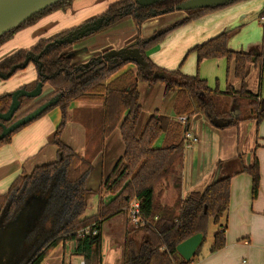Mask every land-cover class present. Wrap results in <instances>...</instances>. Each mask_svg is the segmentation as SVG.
<instances>
[{"label":"trees","instance_id":"obj_1","mask_svg":"<svg viewBox=\"0 0 264 264\" xmlns=\"http://www.w3.org/2000/svg\"><path fill=\"white\" fill-rule=\"evenodd\" d=\"M74 1L62 0L31 17L18 28L0 37V46L16 32L34 25L46 15L66 11ZM183 1L185 0H163L150 8L131 10L129 15L121 18L118 17L119 13L134 9L130 0L113 3L106 10L105 14L115 16V21L99 32L131 19L137 31V47L146 61L144 69L135 66L109 82L108 80L128 63L118 60L115 63L92 65L82 72H75L68 55L81 40L55 46L41 55L40 73L43 77L60 71L53 78L46 80L53 93L18 117L28 114L50 98L59 96L57 104L41 115L59 107L62 118L49 139L57 148L55 161L37 166L29 174L21 173L13 180L8 190L0 195V224L13 222L30 198L40 197L44 202L31 231L24 238L15 264H40L46 255L64 240L75 241V254L83 258L84 264H101L102 224L119 214L126 216L129 222L128 212L133 201L138 202V213L143 223L130 225L125 232L122 264H192L200 256L202 244L190 261H185L177 253L176 247L199 233L203 235L204 242L210 222L217 229L208 253H215L224 248L231 176L219 177L204 190L190 192L184 198L178 194L172 206L161 205L154 190L159 182L172 177L173 187L179 193L180 178L176 175V169L182 161L185 148L183 136L189 130L192 116L201 114L208 121L216 118L222 123L220 128L236 127L240 122L247 120H255L258 124L264 118V98L259 91L253 94L245 87L248 65H253L258 70L259 87L264 79V3L258 15L262 28L259 45L248 51H232L228 48V42L233 31H227L196 45L190 51L196 55L198 63L205 59H225L227 74L230 65H233L232 76L240 83V88L235 90L232 85L227 84L225 91L220 92L216 87L210 89L207 82L197 74L188 76L179 68L166 71L156 67L145 55L146 50L160 43L168 32L218 9L188 11L182 22L160 35L149 40L139 38L140 26L152 17L151 11H156L157 14L164 10L168 12ZM50 41L52 39L41 40L31 49L20 50L5 58L0 62V72L7 73L12 66L22 63L29 52L39 54ZM155 72L163 73L167 78L153 79ZM39 80L40 77L27 86V89L34 88ZM140 83H162L165 94L174 91L175 116L186 117L184 124L179 121L168 124L160 147L155 146L163 132L157 111L150 114L137 131L142 114L138 92ZM75 100L101 102L102 138L118 129L124 146L123 155L99 186L97 212L91 217H85L87 180L92 171L91 164L79 157L60 139L68 104ZM30 101L21 99L20 109ZM10 102V94L0 95V113L8 110ZM13 133L3 138L0 146L8 143ZM241 172L250 176L252 198H255L260 181L257 160L254 158L252 165L244 166ZM103 195H108L109 199H103ZM86 228H89L88 234L83 232ZM93 231H96L95 235H92Z\"/></svg>","mask_w":264,"mask_h":264},{"label":"crops","instance_id":"obj_2","mask_svg":"<svg viewBox=\"0 0 264 264\" xmlns=\"http://www.w3.org/2000/svg\"><path fill=\"white\" fill-rule=\"evenodd\" d=\"M116 1L118 0H75L66 11L46 15L34 25L16 32L0 46V62L17 51L29 49L41 40L55 38L64 31L74 29L102 15ZM263 3L264 0H239L218 8L186 25L183 24L186 27L176 30L167 41L162 40L146 50L145 55L156 67L172 71L180 69L189 54L185 61L188 65L180 71L188 76L197 74L207 82L210 89L215 88L212 87L213 80L218 81L220 68L224 67L226 85L230 84L238 90L240 83L232 76V64L227 74L226 60L205 59L198 63L196 55L190 51L196 45L227 31H233L228 42V48L232 51H248L259 45L262 28L258 15ZM184 16L183 13H171L156 18L141 30L140 35L147 37L155 29L173 24ZM133 29L132 20L127 19L110 29L81 40L73 47L78 52L72 63H82L92 54L95 55L105 49L119 48L133 41L136 37ZM182 31H186L187 35L181 39L176 37ZM170 39L173 40L169 42ZM178 41L181 43H176ZM194 62L195 69L192 67L189 70V64ZM134 68V64L128 63L108 82ZM258 74L253 65H248L245 87L251 93L256 94L259 91L261 95L262 86L259 87ZM36 79V67L30 63L8 80L0 79V95L30 86ZM216 88L220 92L225 91L217 86ZM138 92L142 114L137 131L145 119L157 111L163 132L155 146L160 147L168 124L178 121L179 118L173 111L175 93L171 91L165 94L162 83L153 85L140 83ZM61 118L60 108L54 107L14 132L9 142L0 146V195L8 190L13 180L21 173L29 174L35 167L55 161L57 148L49 139L59 126ZM101 119V102L72 101L68 104L66 122L60 136L65 145L88 161L92 167L87 180L85 217L96 214L99 186L124 152L118 129L102 138ZM189 131L198 140L184 148L181 164L176 169V175L180 178V191L177 193L173 187L172 177L159 182L154 191L160 204L172 206L178 194L184 198L190 192L204 190L216 177L218 179L231 176L225 246L211 254L208 253V249L204 250L192 264H241L242 261H245V264H264V118L258 124L255 120H247L240 122L236 127L216 128L203 115L198 114L191 117ZM254 158L258 163L260 181L257 195L252 198L251 178L241 170L244 166H251ZM101 197L109 199L108 195ZM41 202L43 200L40 197L30 198L14 225L8 227V224H0V264H15L21 244L20 235L33 222L34 214L39 210ZM129 226L123 214L102 224L101 264H122L123 241ZM75 248L74 240H64L53 248L40 264H81L83 258L75 254Z\"/></svg>","mask_w":264,"mask_h":264},{"label":"water","instance_id":"obj_3","mask_svg":"<svg viewBox=\"0 0 264 264\" xmlns=\"http://www.w3.org/2000/svg\"><path fill=\"white\" fill-rule=\"evenodd\" d=\"M60 1L62 0H0V37L18 28L24 22L29 20L31 17L39 14L40 12L57 4ZM119 1H122V0H118L116 2H119ZM130 1L134 4L133 11H135L136 9L153 7L154 5L158 4L159 2L163 0H130ZM236 1H239V0H185L175 5L174 7H172L170 11L168 12L164 10L160 14H157L156 11H151L152 17L150 19H147V21L145 20L146 22L144 21L140 26L139 38L142 40H149V39L154 38L156 35H160L162 32L166 31L168 28L182 22L186 18V12L188 11L206 9V8H220V7L230 5ZM105 12L98 17H95L93 19H90L89 21H86L82 25L74 29H71L70 31L67 30L68 32L60 37L56 36L55 38H52V41H50V43H48L39 54L35 55L31 52L27 53L24 61L20 64L12 66L7 73L0 72V79L8 80L17 71L24 70L31 63L36 67L37 78L40 77V80L37 82L34 88L27 89V86H24L10 93L11 102H10L9 108L6 112L0 113V129H1L0 141L6 136L16 131L17 129H19L20 127L37 119L49 107L56 105L59 100V96H54L50 98L48 101L42 103L40 106H38L33 111L14 120L22 112H24L31 106L41 102L42 100H44L45 98H47L53 93V89L46 83V80L53 78L55 74H58L60 71H58L57 73L51 76L43 77L40 73L41 55L47 52L50 48H53L55 46L64 45V44H72L79 40H83L85 38H88L92 35L97 34L103 28L109 26L111 23L114 22L115 16L107 15L105 14ZM130 12L131 10L129 9L128 11H125V13H119L118 16L119 18H121L122 14L123 16H126V15H129ZM171 13H183L185 14V16L184 18L180 19L179 21L173 24H170L166 27H160L158 29H155L151 33V35L147 37H142L140 35L141 30L143 28H146L150 24V22H154L156 18H159L164 15H168ZM133 30H134V35L136 36L137 31H136L135 26ZM137 44H138L137 41L134 39L133 41L126 43L122 47L105 49L95 55L92 54L88 56L87 58H85L84 61L79 64L72 63V59L76 56L78 52L74 50V48L72 50V53H70L68 57L71 59V65L74 68L75 72L76 71L82 72L88 69L92 65H100L102 63H105V64L115 63L118 60H120L121 62L134 64L138 68L144 69L146 67V61L144 59V56L140 52V49L137 47ZM29 49H26V50H29ZM152 78L153 79H163L167 77L163 73L155 72L152 75ZM261 86H262L261 97L264 98V79L262 81ZM23 98L30 99L31 101L29 102L27 106L22 107L20 109L21 99ZM210 123L216 128H220L222 126V123L216 118L210 120ZM216 180H217V177L214 179V182ZM43 204L44 202H41L39 210L36 213L33 211L35 213L33 222L26 229V231L20 235L21 244H20L17 254L19 253L23 245L24 238L31 231L35 223V219L37 215L39 214L40 210L42 209ZM24 209L25 208L21 210L20 214L13 222L8 223V227L10 225H14V223L19 219V217L23 213ZM202 242H203V235L200 233L195 234L189 237L188 239H186L185 241H183L182 243H180L179 245H177L176 251L185 261H190L194 257L195 252L200 247Z\"/></svg>","mask_w":264,"mask_h":264},{"label":"rangeland","instance_id":"obj_4","mask_svg":"<svg viewBox=\"0 0 264 264\" xmlns=\"http://www.w3.org/2000/svg\"><path fill=\"white\" fill-rule=\"evenodd\" d=\"M177 14V13H176ZM178 15H180V14H178ZM184 25H186V24H184ZM184 25H180V26H178V27H176L175 29H173L172 31H170V32H168L164 37H163V40L164 41H167L170 37H171V34L172 33H174L176 30H178L179 28H181V27H183ZM184 27H186V26H184ZM182 29V28H181ZM187 35V33H186V31H182V32H180L179 34H178V36H176V37H179L180 39L181 38H184L185 36ZM173 39H170L169 40V42L170 41H172ZM176 43H181L180 41H178V42H176ZM170 47H172V45H170ZM184 54V53H183ZM188 56H190L189 54L187 55V57H186V59H185V61L187 60V58H188ZM183 57H184V55H183ZM218 59H222V60H225V59H223V58H218ZM209 60V59H208ZM181 61V60H180ZM183 62L182 63V65H181V70L183 69H185V66L186 65H188V63L187 62ZM179 64V63H178ZM178 66H175V68H177ZM192 67H194V69H195V62L193 63V64H189V70H191V68ZM195 74V73H194ZM219 77V79H218V81L216 80V79H214L213 80V83H212V87L214 88V87H218L220 90H225V88H226V82H225V68L224 67H222V68H220V73H219V75H218ZM78 118V117H77ZM93 118H94V116H93ZM158 143L160 144V140L158 141ZM131 225V224H130ZM216 229H217V227L212 223V222H210L209 224H208V229H207V232H206V236H205V240H204V242L202 243V245H201V252H203L204 250H207L208 248H209V246L211 245V243H212V240H213V234H214V232L216 231Z\"/></svg>","mask_w":264,"mask_h":264},{"label":"built area","instance_id":"obj_5","mask_svg":"<svg viewBox=\"0 0 264 264\" xmlns=\"http://www.w3.org/2000/svg\"><path fill=\"white\" fill-rule=\"evenodd\" d=\"M178 121L181 124H184L186 122V117L185 116H181V117L178 118ZM183 139H184V147L185 148L189 147L192 143H195L198 140L197 137L194 136L189 130L184 133ZM138 208H139L138 202L137 201H133L131 203V205H130V209H129V212H128L129 224H131L133 226H137L138 224L141 225L143 223L141 217L139 216ZM83 232L85 234H88L89 233V228L84 229ZM95 234H96V231H93L92 235H95ZM81 264H84V263L82 262ZM241 264H245V261H242Z\"/></svg>","mask_w":264,"mask_h":264},{"label":"flooded vegetation","instance_id":"obj_6","mask_svg":"<svg viewBox=\"0 0 264 264\" xmlns=\"http://www.w3.org/2000/svg\"><path fill=\"white\" fill-rule=\"evenodd\" d=\"M129 10V9H128ZM128 10H126V11H128ZM130 10H133V9H130ZM122 13H125V11H123ZM122 16H123V14H122ZM119 17V16H118ZM115 21V20H114ZM112 24V23H111ZM19 117H17V118H15L14 120H16V119H18ZM0 132H1V129H0Z\"/></svg>","mask_w":264,"mask_h":264}]
</instances>
